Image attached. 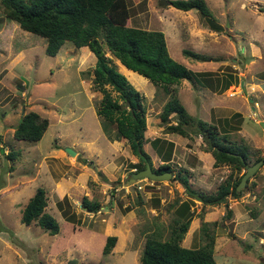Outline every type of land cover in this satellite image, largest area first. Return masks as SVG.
<instances>
[{
    "label": "rangeland",
    "instance_id": "obj_1",
    "mask_svg": "<svg viewBox=\"0 0 264 264\" xmlns=\"http://www.w3.org/2000/svg\"><path fill=\"white\" fill-rule=\"evenodd\" d=\"M126 2L128 24L161 29L175 60L208 76L232 75L223 91L213 92L199 79H182L171 86L191 115L216 125L219 132L228 129L232 141L248 145L249 164L264 158V99L257 87L264 88V0H205L209 19L196 9L182 10L169 1ZM210 21L219 29L212 28ZM45 45V37L8 19L0 0V264H141L146 236L159 229L168 238L178 226L173 219L176 206L190 198L177 173L187 170L189 186L210 193L227 178L231 166L214 164L211 151L204 149L205 135L166 132L159 112L170 94L126 69V77L144 95L143 147L153 167L160 159L150 140L160 136L175 144L170 178L135 177L132 166L137 159L127 139L108 138V129L96 112L102 93L93 87V52L65 41L55 55H48ZM184 49L205 59L186 56ZM106 54L117 69L122 65L110 52ZM215 81L216 85L226 83L225 78ZM107 88L116 94L111 86ZM30 110L49 120L35 141L13 134L20 117ZM109 127L114 129L113 124ZM249 177L253 183L242 187L239 197L228 195L222 203L205 205L192 199L183 246L204 243L201 224L207 221L215 235L217 264H264V159ZM38 187L46 192L45 211L58 221L55 234L35 220L30 224L21 220L26 202ZM65 195L77 220H67L57 205ZM82 195L97 200L99 210L83 208ZM107 235H115L116 240L105 254Z\"/></svg>",
    "mask_w": 264,
    "mask_h": 264
},
{
    "label": "trees",
    "instance_id": "obj_2",
    "mask_svg": "<svg viewBox=\"0 0 264 264\" xmlns=\"http://www.w3.org/2000/svg\"><path fill=\"white\" fill-rule=\"evenodd\" d=\"M171 5L182 10L196 9L210 18V11L205 0H168ZM5 16L17 22L21 28L36 33L46 39L45 52L55 55L65 41L74 46H87L96 57L91 68L93 87L101 91L102 96L96 107L101 125L109 130V124L114 125L112 131H105L111 140L127 139L130 152L137 159L135 171L149 163L157 172L170 171L174 142L166 137L156 136L150 140L160 162L153 167L149 152L144 147L146 130V108L144 95L129 81L124 73L119 71L110 52L129 70L136 71L146 77L154 85L161 86L170 97L162 105L159 112L161 123L166 132L189 136L191 132L207 137L206 151H211L214 164H228L231 172L215 192L207 193L194 190L189 186L187 170L173 175L179 178L184 190L190 198L182 200L175 208L174 221L178 224L172 228L171 235L163 238L160 230L146 236L141 256V264H217L214 257V232L209 231L208 222L203 221L201 232L204 243L197 247H186L181 240L191 221L190 204L197 199L205 204H219L228 195L239 197L242 190L237 191L236 185L246 170L249 160V146L243 142L232 141L228 129L218 131L216 125L208 123L199 117L191 115L175 94V87L182 79L202 80L210 83L205 71H192L181 62L175 60L167 49L164 32L161 29H151L128 24L130 16L126 0H1ZM209 22V21H208ZM210 25L219 29V25ZM184 54L195 59L204 60V56L190 49H184ZM232 75L225 78V86L230 84ZM212 81V79H211ZM111 86L116 94L113 96ZM213 87H217L210 83ZM175 121H171V117ZM48 118L30 110L24 113L14 129V137L35 141L41 138L48 127ZM193 125L195 128L193 129ZM113 132V133H111ZM13 155V151L10 152ZM9 154V155H10ZM262 158L259 156L255 161ZM264 159V158H263ZM254 163V162H253ZM240 174H235L239 170ZM248 177L246 188L251 185ZM253 183V182H252ZM67 203L63 206L62 200ZM57 201L62 214L67 220H77L76 213L71 209L68 197ZM47 204L46 192L38 187L29 197L21 215L22 222L30 224L35 220L49 234L59 231L57 219L45 211ZM80 205L88 211L96 212L100 208L97 200L82 195ZM231 214L227 209L226 215ZM115 235H107L102 252L107 254L114 246Z\"/></svg>",
    "mask_w": 264,
    "mask_h": 264
},
{
    "label": "water",
    "instance_id": "obj_3",
    "mask_svg": "<svg viewBox=\"0 0 264 264\" xmlns=\"http://www.w3.org/2000/svg\"><path fill=\"white\" fill-rule=\"evenodd\" d=\"M160 3L166 4V3H168V0H160ZM66 150L70 154L75 153V151L71 147H66ZM262 161H263V158H260L259 160L255 161L252 164H248V163L245 164L246 170L244 171V173L241 176L240 181L236 185L237 191L241 190V188L246 185L247 178L254 173V171L262 163ZM133 173H134V176L137 178L147 177V178L155 180V181L167 179V178H170V176H171L170 171L157 172V171L153 170L149 163H147L144 168H142L136 172H133Z\"/></svg>",
    "mask_w": 264,
    "mask_h": 264
},
{
    "label": "crops",
    "instance_id": "obj_4",
    "mask_svg": "<svg viewBox=\"0 0 264 264\" xmlns=\"http://www.w3.org/2000/svg\"><path fill=\"white\" fill-rule=\"evenodd\" d=\"M82 47V46H81ZM83 47H86V46H83ZM250 60V59H249ZM119 64V63H118ZM123 65V64H122ZM121 64H119V67H118V69L120 70V71H122L124 74H125V72H127V70L126 69H128L129 70V68H127V67H125L124 65L122 66ZM131 70V69H130ZM133 71V70H132ZM135 72V71H134ZM137 73V72H136ZM137 74H139V73H137ZM209 74V73H208ZM208 74H207V78H208V80L210 79V83H213V85L214 86H216V82L217 81H215L216 79H218V78H222V80L224 79V78H227V77H229V75H227V77H221V74H219V76L217 75L216 77L214 76V75H209L208 76ZM234 78V80H235V78L236 77H233ZM211 79H212V81H211ZM233 79H231V81H232ZM230 81V82H231ZM210 83H205V82H203L202 84L204 85V87H208L209 88V90H211V91H217V90H222L223 91V87H226L227 88V86H225V83H224V81L222 82V83H219L218 85H217V87H213L212 85H210ZM257 87H259V89H258V91L259 92H261L262 93V95H263V99H264V88H262V86H260V84H259V86H257ZM250 100H253V98L252 97H250Z\"/></svg>",
    "mask_w": 264,
    "mask_h": 264
},
{
    "label": "built area",
    "instance_id": "obj_5",
    "mask_svg": "<svg viewBox=\"0 0 264 264\" xmlns=\"http://www.w3.org/2000/svg\"><path fill=\"white\" fill-rule=\"evenodd\" d=\"M253 114H255V113H253Z\"/></svg>",
    "mask_w": 264,
    "mask_h": 264
}]
</instances>
